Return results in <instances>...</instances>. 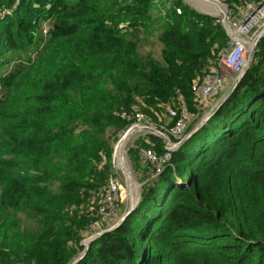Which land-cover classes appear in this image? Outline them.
<instances>
[{"label": "trees", "instance_id": "1", "mask_svg": "<svg viewBox=\"0 0 264 264\" xmlns=\"http://www.w3.org/2000/svg\"><path fill=\"white\" fill-rule=\"evenodd\" d=\"M222 1L235 14L251 0ZM0 11V70L48 23L36 55L0 76V264H71L105 192L106 130L136 111L168 127L176 90L196 115L191 85L228 35L181 0H0ZM150 36L159 58L140 51ZM142 148L165 152L153 134L134 160ZM76 264H264V36L219 107Z\"/></svg>", "mask_w": 264, "mask_h": 264}, {"label": "built area", "instance_id": "2", "mask_svg": "<svg viewBox=\"0 0 264 264\" xmlns=\"http://www.w3.org/2000/svg\"><path fill=\"white\" fill-rule=\"evenodd\" d=\"M224 8H227L225 4ZM176 11L180 13L181 8L177 7ZM263 20L264 0H251L241 8L240 12L235 13L233 16H227L226 19L223 18L221 21L228 35V44L227 47L219 52L218 60L222 66L233 74L234 79L248 64V51L255 38V31ZM223 77L224 74L221 71L219 72L215 65L204 73L201 78L193 81L191 89L197 110L194 116L185 106L181 92L176 90L177 104L166 106L167 116L172 120V123L168 127L161 126L158 129L169 137V146L163 140L165 144L164 153L158 154L153 148H142L139 152L142 162L148 164L151 168V178H155L165 168L171 157V152L176 149L175 144L183 140L194 118L199 116V119H201L205 116L210 108V100L217 96L222 88ZM122 116L132 121L129 128H135L140 131L143 130L141 128H144L146 132H148L146 127L154 128L152 122L140 111L131 114L123 112ZM145 141H147V138ZM121 188L122 184L119 179L115 175L109 174L104 188L105 192L98 208L99 219H96L94 224L98 225L101 220L107 223L113 220L117 207V196ZM100 232L95 233L93 236L97 235L98 237Z\"/></svg>", "mask_w": 264, "mask_h": 264}, {"label": "rangeland", "instance_id": "3", "mask_svg": "<svg viewBox=\"0 0 264 264\" xmlns=\"http://www.w3.org/2000/svg\"><path fill=\"white\" fill-rule=\"evenodd\" d=\"M181 1L184 2L186 5L192 7L196 12H200L202 14H206V15H210L215 18H218L220 22L222 21L223 18L226 19L227 16L234 15V13L228 7L226 9L224 8L225 3L222 0H181ZM168 2H172V0H168ZM217 8L223 11L224 16L213 15L214 14L213 11H215ZM0 13H2V11H0ZM47 27H48L47 22L42 23V28L44 29L42 30V32L38 33L37 41L35 43L36 48H34L33 50L31 49L28 52H22V53L13 52L11 54L10 64L7 67L0 70L1 77L7 74L8 72H10V70L12 71L16 65L22 62V60L26 61L28 57L32 59L34 55H36V51L34 50L39 49L44 43L46 39ZM263 28H264V20L260 24L259 28L255 31V33L257 34ZM141 36L143 35L141 34ZM160 47H161L160 44L155 41L154 37L150 36L146 39V41L141 43L140 51L143 54H146L147 52L150 51L152 52L153 56H155L156 58H159ZM252 55H253V52H252ZM216 68L218 69L219 72L221 71L223 74H228V75L232 74L227 68H225L224 66L220 64L219 60L216 62ZM225 89H228V88L226 87ZM3 92H4V87L0 84V96L2 95ZM220 97H221V94L219 93L217 96H215L214 98L210 100V103L216 102ZM165 113H167V108L163 114L165 115ZM151 122L155 129H159V127H161L159 126L160 124L158 125V123L156 122H153V121ZM196 123L197 121L192 126L190 124L189 128L191 129ZM129 127L123 130H117L111 127V128H108L104 134V138L110 144L111 151H112L111 159H110L109 174H113L119 179V181L122 184V188H121L120 193L117 196V201H116L117 207H116L115 215L113 216V220H111L108 223L106 221L101 220L99 221L98 225L94 224L93 222L91 231L86 233L84 238L81 241L84 247L89 243L90 238L95 233H98L101 230L103 231L105 229H108L110 226L118 222L121 216L125 214L126 211L129 209L132 199L134 200L135 197L137 196V192L140 193L141 187L143 186V184H145L146 182L152 179L151 170H150L151 168L149 167V165L148 164L144 165L145 163L142 164L141 157H140V160H134L132 158V154H133L132 151L136 148L140 139L145 138L147 135H151L152 132H150L149 130L148 132L135 131L125 138L126 139V142H125L126 144H125L124 143L125 139H121V137L123 133L127 129H129ZM127 177H129V179H127ZM130 177H131V180H130ZM129 180H130V187L132 189L131 196H133V198L130 197V192L126 186V182ZM96 219H99V217H96ZM81 252L82 251H80L78 255H80Z\"/></svg>", "mask_w": 264, "mask_h": 264}, {"label": "water", "instance_id": "4", "mask_svg": "<svg viewBox=\"0 0 264 264\" xmlns=\"http://www.w3.org/2000/svg\"><path fill=\"white\" fill-rule=\"evenodd\" d=\"M263 36H264V28L256 34V36H255V38L253 40V43H252V45H251V47H250V49L248 51V54H247L248 64L244 67V70L239 75L236 76V78L234 80V83L229 88V90L225 94H223L216 101V103L206 112L205 116L203 118H201L199 121H197V123L186 133V135L184 136L183 140L181 142L175 144L176 149H177V147H179L186 139H188L197 129H199L208 120V118L219 107V105L222 103V101L228 96L229 92L234 88V86L238 83V81L241 79V77L246 72V70H247V68H248V66H249V64H250V62L252 60V52H253V50H254V48H255L258 40L261 37H263ZM146 129L149 130L150 132H152L153 135H156V136L160 137L161 139L163 138L162 140H164L165 143L167 144V146H169L168 142H170V139L166 135V133H164V132H162V131H160L158 129H155V128H148V127H146ZM135 131H137V129H135V128H129V129H127L123 133L121 139H125L128 135L132 134ZM166 148H168V147H166ZM127 179H129V177H127ZM130 180H131V177H130ZM130 180L126 182V186H127L128 190L130 192V197L133 198V196H131L132 195V189L130 187ZM139 199H140V193L137 192V196L135 197L134 200L132 199V201L130 203L129 209L126 211L125 214H123L121 216V218L118 220V222L116 224L110 226L108 229H105V230L101 231L99 234H102L103 232H105L107 230H111V229L115 228L137 206ZM96 237H97V235L96 236H92L90 238V240H89V243L93 239H95ZM89 243L83 248V250L80 253V255H78L71 264H76L83 257V255L85 254V252H86V250H87V248L89 246Z\"/></svg>", "mask_w": 264, "mask_h": 264}, {"label": "crops", "instance_id": "5", "mask_svg": "<svg viewBox=\"0 0 264 264\" xmlns=\"http://www.w3.org/2000/svg\"><path fill=\"white\" fill-rule=\"evenodd\" d=\"M234 77L232 76V74H224V77H223V81H222V88H221V90H220V94H221V96L223 95V94H225L228 90H229V88L233 85V83H234ZM228 88V89H225V88ZM214 101V100H213ZM215 102H211V103H209L210 105H209V107L211 108L212 106H213V104H214ZM209 108V109H210ZM200 120V119H199ZM198 120V121H199ZM142 164H144L143 162H141ZM144 165H146V164H144ZM135 188V187H134Z\"/></svg>", "mask_w": 264, "mask_h": 264}, {"label": "bare ground", "instance_id": "6", "mask_svg": "<svg viewBox=\"0 0 264 264\" xmlns=\"http://www.w3.org/2000/svg\"><path fill=\"white\" fill-rule=\"evenodd\" d=\"M213 15H215V16H224V13H223V11H221V9H216L215 11H213ZM141 129H143L142 131H145V129L144 128H141ZM137 131H140V130H137ZM128 140V139H127ZM126 142V139H125V141H124V143ZM126 144V143H125ZM124 144V145H125Z\"/></svg>", "mask_w": 264, "mask_h": 264}]
</instances>
